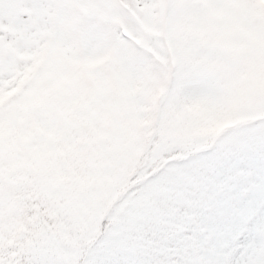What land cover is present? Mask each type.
Here are the masks:
<instances>
[{
	"label": "rangeland",
	"instance_id": "obj_1",
	"mask_svg": "<svg viewBox=\"0 0 264 264\" xmlns=\"http://www.w3.org/2000/svg\"><path fill=\"white\" fill-rule=\"evenodd\" d=\"M173 162L140 207L121 200ZM234 193L247 217L264 206V0H0V264H89L99 219L125 210L153 264H177L194 226V256L228 264Z\"/></svg>",
	"mask_w": 264,
	"mask_h": 264
},
{
	"label": "snow or ice",
	"instance_id": "obj_2",
	"mask_svg": "<svg viewBox=\"0 0 264 264\" xmlns=\"http://www.w3.org/2000/svg\"><path fill=\"white\" fill-rule=\"evenodd\" d=\"M197 73L201 77L206 76L204 66L197 67ZM198 98L205 103L211 104L216 100V93L210 89H201ZM185 167L187 162H173L165 164L164 168L156 176L149 177L142 184H136L125 193L121 200H127L129 194L136 192V195L131 200L133 207H140L144 194L150 186L155 184L160 176L167 174L173 167ZM243 167V165H241ZM243 180V177H239ZM255 199H264V193ZM234 208L228 209L226 221H224L220 228V236L228 241L232 248L233 254L228 264H252L247 253L251 252L249 241L252 239L250 233V225L253 222H258L264 228V206L256 211L253 217H247L246 211L249 207L250 200L248 198H240L238 195L233 194ZM224 210L222 198H218V202L210 207H202L200 211L201 222L214 220ZM80 217V208L75 204H69L61 213L59 220L62 223L72 225L78 222ZM115 220L112 227L108 228L106 225ZM137 215L125 210L119 213L115 218L112 213L99 219V224L104 231L98 236L96 244L93 246L95 251L89 264H153L151 257L147 254L138 253L136 250L139 248L140 240L136 228L140 224ZM238 235L235 241L230 238ZM204 238L198 234L195 226L190 229V235L187 237L188 243L181 248V255L174 257L177 264H216L215 261L206 256L195 257L193 248L199 247L200 242ZM211 247H215L217 240L212 239L210 242ZM186 248V251H185ZM255 264H264V255H262Z\"/></svg>",
	"mask_w": 264,
	"mask_h": 264
}]
</instances>
